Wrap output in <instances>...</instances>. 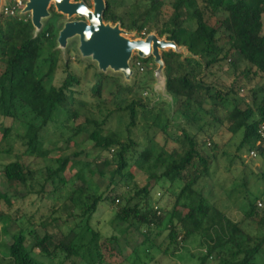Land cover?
Listing matches in <instances>:
<instances>
[{
  "label": "trees",
  "instance_id": "obj_1",
  "mask_svg": "<svg viewBox=\"0 0 264 264\" xmlns=\"http://www.w3.org/2000/svg\"><path fill=\"white\" fill-rule=\"evenodd\" d=\"M165 1L144 0L142 22L148 16L154 25L163 21L158 37L187 52L185 57L171 50L161 53L170 106H174L173 114L181 117L185 125V128L178 127L179 135L175 138L179 149H172L166 157L167 151L163 148L156 154L152 143L155 131L165 130L167 124L159 125V118L154 116L150 125H141L142 133L137 132V110L141 109L143 116L149 112L141 97L139 81H132L137 76L132 74L129 83H123L122 75L95 71L87 92H77L83 79L70 69V58L64 63V78H56L58 53L52 50L57 44L60 28L56 22L61 15L51 9L38 33L31 19L24 22L0 17V120L9 119L24 127L21 134L12 136L10 127L0 125V155H11L18 141L29 155L46 160L50 152L43 148V140L49 135L51 125L68 128L66 143L72 142L79 148L83 142H89L97 152L92 162L78 159L79 152L47 159L51 166L45 169L43 184H50L53 194L73 185L74 180L82 182L80 187L66 191V201L61 205L68 215L79 210L78 221L59 241L45 228L43 236L32 229L18 230L10 235L11 245L0 246L9 264H46L34 257L32 251L50 260L59 252L64 255L61 264L71 258H80L83 264H106L97 244L99 237L90 227L101 204L117 207L114 221L125 225L124 233H138L143 237L140 252L145 257L165 228L168 232L165 239L174 252L189 238L202 239L200 245L205 252L199 264H264V207H257V198L248 200L241 219L233 221L210 201L211 195L205 197L199 190L200 184L212 176L216 146L206 150V136L198 126L203 115L214 112L213 108L206 109V105L224 108L228 98L239 96L243 80L250 83L257 79L248 98L242 97L237 103L232 100V109L223 120L227 131L240 137L238 150L245 149L248 154L256 148L257 128L264 121V0H170L171 10L164 14ZM105 3L104 23H119L122 29L136 30L142 39L150 34L149 21L139 26L137 21L128 25L127 12L122 7H116L111 0ZM148 62V59L142 60L145 65ZM239 64L244 65L240 79L224 93L202 79L203 72L212 75L211 70L224 67L237 73ZM77 94L85 96V100L77 99ZM79 108L96 112L99 119L86 117L83 123L71 126L72 120L79 116ZM59 115L64 118L61 123H58ZM114 120L122 126L113 129ZM140 147L142 149L138 150ZM257 150L258 160L264 162V154L261 149ZM131 166L141 171L148 181L169 183L167 191L174 196L169 211H163L159 203L152 204L151 187L149 184L138 187L129 172ZM68 167L69 171L75 168L69 179L65 177ZM2 173L8 189L14 190L27 187L38 171H32L17 160L4 165ZM253 173L264 176L262 171ZM94 176L109 181L104 191L93 181ZM0 200L9 205L10 192H0ZM261 200L264 204V194ZM11 221L10 217L0 215V232L4 236L10 233L7 227ZM251 228L254 233L249 232ZM85 231L90 234L86 242L82 241ZM180 235L181 240L177 241ZM116 238L112 236L108 241H116ZM30 241L34 245L29 250ZM138 249L136 246L133 253L137 254ZM163 254H168V250Z\"/></svg>",
  "mask_w": 264,
  "mask_h": 264
},
{
  "label": "rangeland",
  "instance_id": "obj_2",
  "mask_svg": "<svg viewBox=\"0 0 264 264\" xmlns=\"http://www.w3.org/2000/svg\"><path fill=\"white\" fill-rule=\"evenodd\" d=\"M23 1L26 4L28 0ZM71 1L75 2L74 0ZM83 1L84 0L77 2ZM104 1L106 2V0ZM111 1L115 2L116 7H122L127 12L128 25H131L133 21H137L136 23H138L137 25L139 26L144 25L146 21H149L152 30L147 36L154 35L159 38L157 31L161 28L163 21L154 25L150 22V17L148 16L146 20L142 22L146 7L144 0ZM169 2L170 0L165 1V7L163 8L164 14L169 13L171 10ZM85 3L89 6V9H92L93 0H85ZM51 9L56 12L54 5H51L48 8V12ZM23 19H25V21L31 19L30 14H24ZM46 19L48 18L42 20V24ZM77 20H79L78 17L68 19L67 16L61 15L56 22V26H58L61 31L67 22ZM117 24L119 25V23ZM110 25L114 26L116 24L110 23ZM122 30L125 32L124 36L127 39H142L139 37L136 30ZM144 32L145 31H142V35H144ZM159 39L165 40L164 37ZM78 47V37L69 39L67 45L63 48L58 47V44H56L52 50L58 53V70L56 72V78H64V63L68 58L71 59L70 69L83 79L81 87L76 88L77 92H87L89 80H91L95 71L108 75H122L123 83H129L128 81L132 79L133 75L137 76L134 77L132 81L134 79L139 81L141 85V97L144 100L145 105L149 108V112L144 116L141 109L137 110L136 122L138 125V134L142 133L141 130L144 125L151 124L152 117L157 116L159 118V125L164 126L167 124L168 126L165 130L155 131V138L152 143L155 153H160L161 149L164 148L167 151L165 155L166 157L170 155L172 149L178 150L179 145L176 143L175 138L179 135L178 127L185 128L184 121L178 115L173 114L174 106H170L171 98L165 90L163 70H160L154 60L151 61L150 57L147 58L149 62L145 65L142 63V59L137 56L136 52L132 54L128 64L133 75L126 80L123 74L116 72L111 68H107L105 71L100 70L97 63L93 61L91 57H84L81 55ZM165 51L169 50L166 49L160 51V54ZM180 53L184 57L187 56L186 50H182ZM138 63H140L141 67L137 66ZM140 68H142V70H140ZM243 69L244 65L239 64V69L236 71L237 73L233 70H228V67H224L211 70L212 75L211 73L203 72L201 76L207 84L214 85L216 91L224 93L227 89L233 86L237 78L240 79L238 76ZM255 83H257V79H253L250 83H248L247 80H243L239 96L228 98L229 101L223 104L224 108H221V106L212 107L206 105V109L213 108L214 112L203 115V120L198 124L199 127H202L206 136V150L209 151L214 145L216 146L214 151L216 159L214 162V169H212V176L200 184L199 190L204 193L205 197H208L209 195L213 196L212 198L211 196L209 197L210 201L215 203L217 208L233 221H239L241 219L248 200L253 201L257 198V207L260 209L264 207L261 200L262 195L264 194V176L258 177L253 173L255 171H262L264 174V162L258 159L252 160L251 162L247 161L246 157L248 154L245 149H237L240 137L231 135L226 129L225 122H223L226 113L232 109L233 101L237 103L242 97L246 96L248 98L249 91L254 87ZM76 98L79 100H85V96L82 94H77ZM78 112L79 116L77 119L72 120L73 124H71V126L76 127L83 123L86 117L99 119V114L96 112H90L81 108L78 109ZM63 119V115H59L58 123H61ZM166 120L167 122L164 123ZM115 121L116 120L112 121L113 129L120 128L123 125L124 119L120 123L122 125L117 124ZM0 125H3V127H10L12 129V136L21 134L24 131V127L20 123L13 122L9 119L0 120ZM60 126L61 125L56 127V125H51L49 135L43 140V148L48 149L50 152L47 159L53 160L60 155H70L74 152L81 153V156L78 159H82L83 162H92L97 157V152L89 142H83L79 148L75 147L72 142L66 143L65 139L69 135L68 128L66 130ZM187 130L190 133H194L193 130ZM144 132L146 133L148 130ZM60 133H62V136ZM167 135H169V139H167ZM1 139L2 132L0 129V142ZM208 144H210V146H208ZM2 147L6 148L5 144H2ZM14 147V151L11 155H0V192H10L11 194L9 205L3 200H0V215L8 216L12 219L7 227V231H10V233L4 236L0 232V246L2 244L11 245L12 240L10 235L17 233L18 230L26 231L32 229L35 230L39 236H43L45 233L43 228H45L47 232L54 235L57 241H59L62 239L61 236L63 234H66L70 228L74 227L78 221L77 215H79L80 212L79 210H76L71 215H68L63 211L61 205L66 201L64 198L66 196V191L68 189L80 187L82 182L80 180H74L73 185H68L66 188L53 194L52 186L50 184H43L45 169L46 167L51 166L50 161L47 159L42 160L34 155L31 156V154L29 155L28 152H25L24 147L21 146L18 141L15 143ZM54 147H57L58 150H55ZM141 149L142 147L138 148V150ZM17 160L24 163L32 171H38V173L27 187L20 186L14 190H10L5 184L2 168L4 165ZM74 172L75 168L69 171L68 167L65 177L69 179ZM129 172L134 176V181L138 187H144L149 184L151 187L152 204L157 205V203H159L164 209L163 211L170 210L174 201V196L171 197L170 193L167 191L170 187L169 183H156L154 180L148 181L147 177L135 166H131ZM85 176H88L87 172H85ZM93 181L101 186L102 191L105 190V186L109 183L106 178L99 179L98 176H94ZM122 185L124 186L125 184L122 183ZM120 187L122 188L121 185ZM259 204L262 205V208L258 206ZM67 205H69V202ZM116 211V206L101 204L97 208L90 223L92 232L99 237L97 244L101 247L106 264H132L134 261H136V264H143V262L144 264H199V258L205 252V248L200 245L202 239L199 236L189 238L186 242L181 244L182 246L178 251L174 252L173 247H168L169 245L165 239L168 232L165 228H162V233H160V235L154 240V247L147 257H145V255L140 252L143 248L141 247L143 237L138 233H124L123 230H125V225L114 221ZM181 215H183V211L182 214H180V217ZM54 219H56V222H53ZM1 228L2 224L0 223V230ZM249 232L254 233V229L251 228ZM112 236L117 237V240L111 242L108 241ZM181 236L182 235H180L177 241L181 240ZM89 239L90 234H87V231H85L82 235V241L86 242ZM33 245L34 242L30 241L28 249L30 250ZM136 246L139 248L137 254L133 253ZM2 250L3 249L0 247V264H9L7 260H4L1 253ZM165 250H168V254H163ZM3 252H7V250H4ZM31 253L34 257H37L39 261L46 264H61L64 261V255L59 252L58 256L52 260L47 259L43 255L36 254L33 251ZM64 264L83 263L80 258H71V260H68Z\"/></svg>",
  "mask_w": 264,
  "mask_h": 264
},
{
  "label": "water",
  "instance_id": "obj_3",
  "mask_svg": "<svg viewBox=\"0 0 264 264\" xmlns=\"http://www.w3.org/2000/svg\"><path fill=\"white\" fill-rule=\"evenodd\" d=\"M49 1L28 0L25 5L23 14H30L35 33L41 31L43 26L42 20L49 17V7L47 8ZM56 1H61L65 7L63 8L59 3H56L54 7L57 14L64 15L68 13L67 17L71 19L73 14L77 13L76 17L79 18V20L69 21L63 26L57 38L58 47L63 48L67 45L69 39L78 37V50L81 55L91 57L102 71L111 68L123 74L127 80L132 75L128 62L132 57L133 49H138L136 52L137 56L142 60H146L152 56L160 70L164 68L160 51L168 49L180 53L182 50H185L178 48L173 42L166 39L160 40L154 35H149L145 39H127L120 25L116 24L112 26L110 23H104L103 13L106 8L104 0H93V12H90L84 2L72 1L73 4H69L71 0ZM2 2L3 0H0V6ZM150 44H152V47Z\"/></svg>",
  "mask_w": 264,
  "mask_h": 264
},
{
  "label": "built area",
  "instance_id": "obj_4",
  "mask_svg": "<svg viewBox=\"0 0 264 264\" xmlns=\"http://www.w3.org/2000/svg\"><path fill=\"white\" fill-rule=\"evenodd\" d=\"M25 2L23 0H3L0 6V16L3 18H16L18 20H23L24 14L23 11L25 9ZM138 67L140 63L137 64ZM142 70V68H140ZM257 140L255 143L256 148L249 151L246 160L252 161L256 160L259 157L258 149H261V152L264 154V121L258 125L257 128ZM261 207V205H258ZM154 209L157 211V214L160 215L159 209L155 206Z\"/></svg>",
  "mask_w": 264,
  "mask_h": 264
},
{
  "label": "bare ground",
  "instance_id": "obj_5",
  "mask_svg": "<svg viewBox=\"0 0 264 264\" xmlns=\"http://www.w3.org/2000/svg\"><path fill=\"white\" fill-rule=\"evenodd\" d=\"M56 3H59L63 8H65L64 7V5H63V3H61V1H56V0H50L49 1V3H48V6H47V8L48 7H50L51 5H55L56 6ZM69 4H73V2L72 1H69ZM68 7V6H67ZM64 10H66V9H64ZM90 10V12H93V10L92 9H89ZM77 14V13H76ZM76 14H73V17H76L77 15ZM65 16H67L68 15V13H66V14H64ZM72 17V18H73ZM122 37H123V35H121ZM150 46L152 47V44H150ZM144 50H145V48H143ZM137 48H135V49H133L132 50V54H134L135 52H137Z\"/></svg>",
  "mask_w": 264,
  "mask_h": 264
}]
</instances>
